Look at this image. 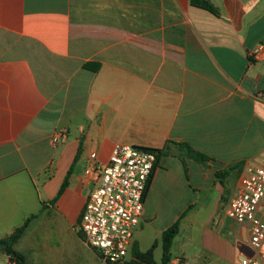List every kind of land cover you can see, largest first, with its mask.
<instances>
[{"label": "crops", "instance_id": "1", "mask_svg": "<svg viewBox=\"0 0 264 264\" xmlns=\"http://www.w3.org/2000/svg\"><path fill=\"white\" fill-rule=\"evenodd\" d=\"M206 1L217 14L192 0H0V240L30 220L14 245L26 264H105L79 226L86 169L118 145L162 152L133 248L164 264L180 221L167 264L256 255L226 215L240 177L226 192L264 156V0Z\"/></svg>", "mask_w": 264, "mask_h": 264}, {"label": "built area", "instance_id": "2", "mask_svg": "<svg viewBox=\"0 0 264 264\" xmlns=\"http://www.w3.org/2000/svg\"><path fill=\"white\" fill-rule=\"evenodd\" d=\"M259 55H264V45L253 53L255 57ZM260 98L264 100V94ZM65 138V132H56L52 142L58 144ZM156 164L154 152L118 145L107 164L94 160L86 169L92 189L79 227L86 244L105 264H124L129 260ZM226 215L249 230L250 243L256 251L242 264H264V156L243 167Z\"/></svg>", "mask_w": 264, "mask_h": 264}, {"label": "trees", "instance_id": "3", "mask_svg": "<svg viewBox=\"0 0 264 264\" xmlns=\"http://www.w3.org/2000/svg\"><path fill=\"white\" fill-rule=\"evenodd\" d=\"M193 4L202 7L204 9H207L213 13H216V10L209 4L208 1L206 0H192ZM181 153L179 154V157L183 160L185 157H189L192 159H195L196 161L199 162H205L208 161V158L204 156L201 153H198L194 151L189 145L187 144H174ZM151 152H154L157 155V160L159 156L162 154V152L158 150H153V149H147ZM233 170V169H232ZM67 186V180L64 183V186L61 190V192L64 191V189ZM149 190V188H148ZM28 220L24 226L19 228L12 236L9 238L0 240V250H2L6 255L10 257V264H26L25 259L22 255L17 253L14 250V245L22 238L26 228L28 227L29 224ZM180 231V221L175 223L173 226L168 228L162 235V240H163V262L164 264H167L170 261V256H171V249L173 245V241L175 237L178 235ZM80 236L84 239V236L82 232L80 231ZM155 246H153L149 251L146 253H142L137 247L132 248V259L129 261L125 262L124 264H155L154 257H153V252H154Z\"/></svg>", "mask_w": 264, "mask_h": 264}, {"label": "rangeland", "instance_id": "4", "mask_svg": "<svg viewBox=\"0 0 264 264\" xmlns=\"http://www.w3.org/2000/svg\"><path fill=\"white\" fill-rule=\"evenodd\" d=\"M241 176V174H239V171L238 170H234L232 172L229 173V184H228V188H227V192H226V196H227V193H232L234 191V188H235V184H236V181L238 180V178ZM225 197V196H224ZM218 211L217 213L218 214V217H221L220 215H222V209H221V206L218 207ZM223 217V216H222ZM217 220V219H216ZM219 221V220H218ZM138 230V229H137ZM136 234H138L136 232ZM135 234V236H136ZM145 250L149 249L150 248V244H146V242L143 244L142 246ZM163 255V250L162 248L160 247L157 252L155 253V259L158 263H160L161 261V257ZM238 257V255L236 256ZM239 262L241 263V259L239 258H236L235 260V263L234 264H239Z\"/></svg>", "mask_w": 264, "mask_h": 264}]
</instances>
